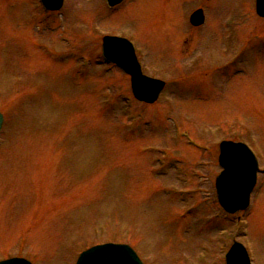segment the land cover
Here are the masks:
<instances>
[{
    "label": "rangeland",
    "instance_id": "rangeland-1",
    "mask_svg": "<svg viewBox=\"0 0 264 264\" xmlns=\"http://www.w3.org/2000/svg\"><path fill=\"white\" fill-rule=\"evenodd\" d=\"M105 2L64 0L47 14L39 0H0V260L75 264L119 243L143 264H224L239 241L264 264V174L231 218L238 228L213 204L219 142L246 144L264 170L254 0ZM197 6L206 24L194 29ZM106 34L131 41L143 74L166 83L155 104L104 64Z\"/></svg>",
    "mask_w": 264,
    "mask_h": 264
},
{
    "label": "water",
    "instance_id": "water-1",
    "mask_svg": "<svg viewBox=\"0 0 264 264\" xmlns=\"http://www.w3.org/2000/svg\"><path fill=\"white\" fill-rule=\"evenodd\" d=\"M46 6L57 10L62 0H45ZM122 0H109L112 5ZM257 14L264 17V0H258ZM202 23L201 12L194 13L190 24L198 26ZM102 53L108 62H114L124 70L131 79V91L134 97L147 104H152L158 98L164 83L142 76L136 58L129 44L122 39L104 38ZM3 117L0 114V130ZM248 153L247 149L239 144L222 143L220 145L219 165L224 171L216 179V189L219 204L228 213L245 209L248 205L249 194L255 184L256 166L242 164V154ZM249 155V153H248ZM235 182V183H233ZM237 246H233L227 255V264H247L244 254ZM0 264H29L24 260H10ZM76 264H142L135 253L125 245L106 244L95 246L80 254Z\"/></svg>",
    "mask_w": 264,
    "mask_h": 264
}]
</instances>
